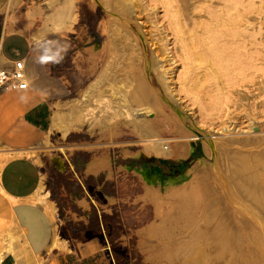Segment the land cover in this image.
Listing matches in <instances>:
<instances>
[{
    "label": "rangeland",
    "instance_id": "rangeland-1",
    "mask_svg": "<svg viewBox=\"0 0 264 264\" xmlns=\"http://www.w3.org/2000/svg\"><path fill=\"white\" fill-rule=\"evenodd\" d=\"M48 1L46 0L38 5L43 10V15L36 18L33 25L28 22L24 12L18 17L12 16L9 18V23L12 28L15 24L18 25L31 37L34 43H40V49L44 51L43 54L45 55L41 62L45 67V71L50 75L48 77L52 78L53 83L51 85L53 90L51 98L54 102L52 116L65 115L72 108L69 102L80 100L90 90L103 68L111 60L112 54L109 49L108 34L111 26L116 21L103 8L96 5L94 0H71L74 5V12L77 15L73 25L60 33H56L52 29L42 31L43 18L53 10V8L48 7ZM64 1L66 0H55V7L60 6ZM125 2L130 3L132 6L136 4L133 8L130 5V9ZM107 3L113 10L114 7L118 9V12L121 10V13L129 19V25L121 27L124 33L132 34L130 35L132 39L136 37L138 40L140 37L143 38L146 44L148 61L153 63V59L156 58L157 61H160L159 65L161 64L162 68L157 69V67V70L150 68L153 86L165 97L171 99L170 95L173 94L172 96H175L174 98H177V102L179 101V104L183 107L176 103L173 97L171 100L182 107L190 118L193 117L191 120L194 123L196 122V126L210 131L211 135L215 132L214 136L217 140L219 139V142L222 140V143L220 142L217 146V158L209 156L210 154L208 155L203 141L198 140L191 155L187 159L178 160L175 155L178 146L177 142L174 141L177 138L175 133L177 123L175 120L167 118L168 115L171 117V112L168 109H162L161 114H159V111H157L159 108L150 101L147 103V99L142 97L143 93L140 89L138 90L139 97H136L138 99L134 97V92L138 88L140 67L142 66V62L136 61L138 69L133 73V82L130 84L127 97H130L134 108L136 106L137 108L148 106L154 111L157 108L155 112L159 121L153 125V129L158 135L156 138L173 141L170 145L175 154L169 159L153 155L148 158L152 161H144L146 158H144L143 151H141L144 148V143L136 129L131 124H125L124 117L116 118L108 125L97 123L92 126L93 128L86 125L80 131H70L72 133L67 137L62 135L63 128L53 124L52 119L51 129L46 138L26 154L41 168L42 178L44 177V180H42L44 191L49 193L48 200L54 203L57 210L55 218H52L50 214L49 216L53 221L54 230L57 231V234L54 235L59 240V247L57 248H61L51 255H41L44 258L43 264H158L159 262V264H162V262L165 264L168 257V260H173V262L169 263L167 260L166 264H190L189 262L196 264L198 261L193 259L194 256L198 258L200 251H202V253L200 252L201 256H199L201 259H198L202 262L206 256L203 254H206V251L209 250L208 246L211 247L210 242L212 243L214 240V242L221 244L224 240L222 245L225 246V227H222L225 224L221 222L222 225L217 226L218 220L224 222L225 219L223 217L222 201L219 200L222 192H216L215 194V191L219 190L217 188L220 187L214 185L209 187L204 181V176L197 178L196 163L198 160H202L208 165L216 164L217 173L220 177H223L224 174L229 175L228 169L231 165L229 157L233 154L236 162L234 163L238 167L240 146L235 144L232 145L234 148L232 146H229V148L223 144V140L233 141L238 136L236 140L248 137L260 142V139L264 138V0H108ZM115 25L120 27L118 23ZM161 47L167 50L165 54L162 53ZM91 48L92 50H90ZM154 55L157 57L155 58ZM160 78L163 79L162 83L165 81L163 84L159 80ZM165 83L169 90L163 86ZM134 104L136 105L134 106ZM250 118L252 123L255 122L254 124L259 125L260 130L255 134L245 135L244 129L251 122ZM159 127H161V130L158 129ZM226 137L234 138L230 140ZM219 146L221 148L223 146L226 152H223L225 150ZM235 146L237 147L235 148ZM237 148L239 149L233 150ZM237 151L239 153L236 155ZM262 151L256 157L242 159L249 167L250 164L252 167L258 166V162L261 161L259 167H257L258 169L251 167L254 172H259L260 185L264 184V166L261 165L264 162V156L262 157L264 149ZM127 152H137L139 156L137 158L129 157L125 155ZM228 153L231 155L229 156ZM257 158L258 160L255 162ZM97 167L102 168L97 173L93 172V169ZM252 169L245 174H252ZM260 177L263 178V181ZM185 178L191 182L189 203H187L188 199L185 202L187 205L180 199L170 198L168 195L157 198L158 200L148 196L150 192L148 186L150 185L157 187L161 184L177 187L185 181ZM198 182L202 187L201 189L197 186ZM202 183H204L203 186ZM193 184L195 185L193 190L197 193L192 190ZM252 186L246 188L247 195L245 196L251 213L249 218L250 216L259 217L261 215H256L258 211L255 210L261 209V205L256 203L255 197L257 194L256 191L253 192L255 186ZM215 188L216 190H214ZM248 194H253L255 197H251V200ZM109 199H112V202ZM191 200L193 202L190 203ZM198 200H200V203ZM81 202H85L87 207L82 206ZM182 202L184 205H182ZM177 205L182 206L177 207L179 211L175 209ZM183 207L186 209H183ZM202 207L205 214L202 212ZM161 208L162 210H160ZM252 209L254 210L252 211ZM194 210L196 213H194ZM180 211H183V215ZM190 213H193L192 215L197 218ZM179 214V217L183 218H181L182 220L178 219ZM211 216L214 217L211 218ZM173 217L175 221L172 219ZM175 217L180 221L178 224ZM186 217L188 218L186 220L187 224L185 223ZM262 217L261 220L264 225V218L262 219ZM170 219L173 220L171 222L173 226L177 224L173 228L170 222H166ZM194 219H198L201 224L197 225L199 222ZM0 220L8 228L15 231L1 195ZM202 220H205L207 227L211 226L208 231L206 227V229L202 227L204 224ZM206 220L212 221L211 224ZM192 225H195L194 228ZM2 226L3 223L2 225L0 223V233ZM179 226H181V231ZM183 228H189L187 229L189 238H180L184 237L183 235L186 236V231ZM195 228L196 231H194ZM197 231L198 233H196ZM179 232L184 234L180 235ZM206 232L214 239L206 235ZM199 234L206 237L207 241L205 238H200ZM175 235L180 236L176 238ZM192 235L193 237H191ZM194 236H197L196 241ZM263 236V233H260V236L257 235L259 239L260 237L263 239ZM158 237L159 239L156 240ZM207 237L212 238V241L208 240ZM160 238L168 241V238H171L172 241L164 243L166 247L169 245V248H167L168 250L171 249V253L170 250L167 251L166 249L165 251L166 247L163 248L160 245L164 242ZM178 238L181 241H178ZM219 238H221V242H218ZM183 239H186V241H183ZM201 239L203 242L205 240L203 244H201ZM60 240L64 241L61 242ZM148 240H150V243L146 245ZM92 242L98 243L100 249L81 251L83 245ZM151 242H155L156 245H152ZM170 242H173V245L177 243V246L171 245L173 250L172 247L170 248ZM180 242H182L181 245ZM217 243H214L216 245H213L216 247L212 245L211 249L213 250L214 247L216 250L221 251L218 252L214 249L215 251L213 250L212 253L210 250V253L215 254V256L208 252L209 256L214 258L210 259L207 254L206 258H208L204 259L203 264H213V261L215 264H225L226 258L229 261L228 256L225 254L226 249H220L223 246L220 245L219 247ZM147 247H149V250H147ZM175 247L179 249L183 247L184 251L180 250V253L182 251L185 255L179 254V250H176ZM203 249H207L206 253L203 252ZM163 251L169 252V256H165ZM172 251L175 252L173 254L180 257H176V255L170 257ZM58 253L66 255L65 258L57 260ZM156 253L165 257L162 258L158 254V257L161 258L159 260L155 256ZM148 255L150 257L153 255L158 260H155L156 258L153 256L149 259ZM188 256L193 258L188 259ZM219 256L220 258L216 262L215 257ZM187 260L192 261L188 262ZM227 263L229 264V262Z\"/></svg>",
    "mask_w": 264,
    "mask_h": 264
},
{
    "label": "bare ground",
    "instance_id": "bare-ground-1",
    "mask_svg": "<svg viewBox=\"0 0 264 264\" xmlns=\"http://www.w3.org/2000/svg\"><path fill=\"white\" fill-rule=\"evenodd\" d=\"M128 1H131V0H128ZM107 2H108V0L107 1H105V0H94V3L96 5H98L101 8H103L105 10V12L107 14L111 15L113 17L112 19L114 21H116L120 25V27L116 26L115 24H117V23L115 22V24H113L111 26V28L109 30V34H108L109 35L108 36L109 37V49H110V53L112 54V58H111V60L108 61L109 63L103 68V70H102L100 76L98 77V79H96L94 81V84L90 88V90L89 91L86 90L87 92L83 95V97L80 100H72V101L69 102L70 105L72 106V108L67 114H65V115L64 114L63 115H55V116L52 117L53 124L58 125L59 128L62 127L63 128L62 135L65 136L70 131H80L86 125H89L90 128L93 125L97 124V123H99L101 125H108V124H110V122L112 120H115L116 118H119V117H124L125 124L126 125H130L131 124L136 129V131L138 132V135L140 136L141 140L143 141L144 148L141 151H143L142 155L144 156V158H146V160L148 158L152 157L153 155L159 156V157L162 156V157H165V158L169 159L170 157H172L175 154V152L173 151V149H172V147L170 145V143H172L173 141H169V140L164 139V138H156V136L158 137V135H156L157 133L153 129L154 123L159 121V118H158V116H157V114L155 112L156 109L159 108V110L157 109V111H159V114H161L160 111L162 109H168V111L171 112V117H170V115H168L167 118L170 119V120H173V121L175 120L176 123H177V131L175 132L176 135H177V138L174 139V141L177 142V146H178L177 153L175 154L177 159L178 160L187 159L191 155L192 151L194 150L195 143L198 140H202L203 141L204 146L206 148V151L208 152V155L210 154L209 156H213L214 158H217V153H216L217 146L219 145L220 142L222 143V140H220V142H219L218 141L219 139L218 140L216 139V137L214 136L215 132L211 135L210 131L205 130L203 128L197 127L196 126L197 124H195L196 122L194 123L191 120V118H193V117H191V118L189 117V115L185 112V110H183V108H182L183 106L181 104H179V101L177 102V100H176L177 98L175 99L174 98L175 96H172L173 94L170 95L171 99L174 98L175 102L178 103L179 105H181L182 107H180L178 104H175L169 97H165L164 95H162L159 92V90L153 86L152 79H151V74H150V68H153V69L154 68L156 69L157 67H158L157 69L162 68L161 64L159 65L160 61L156 60L157 59L156 55H154L156 59H153L154 60L153 63H150L148 61L146 44H145L143 38L140 37L139 40H138L137 37H136L137 39L136 38L132 39L131 38L132 36L130 37V35H132V34L128 35L127 33H124L122 31L121 27L122 26L126 27L127 25H129L128 24V23H130V22H128L129 19L121 13V10H119V12H118V9H115V7H114V10H113L111 8V6H109V4ZM125 3L130 9H131V7L133 8V6L136 4L135 3L132 6L130 3L128 4V2H125ZM130 5H131V7H130ZM161 49H162L161 50L162 53L165 54L167 50L164 47H161ZM90 50H92V48ZM92 53H93V51H92ZM183 55H184V53H183ZM136 61L142 62V66L140 67L141 69L139 68L141 70V72L139 71L140 76L138 77L139 78L138 79V81H139L138 82V88L135 87L136 91L134 92V97L135 98L139 97L138 90L140 89V91L143 93L142 94L143 96L142 95L141 96L147 99L146 100L147 103L150 101L151 103L156 105L157 108L155 109V111L153 109L149 108L148 106H140L138 108L136 106V108H137L136 109V108L133 107V105L131 103V100H130V97L129 98L127 97L128 89L130 88L131 82H133V73H134V71H136L138 69V67H137L138 65H137ZM159 80L162 83L163 79L161 80V78H160ZM164 82L165 81H163V83ZM163 86L166 87L167 86L166 83ZM168 88L166 87L167 90H169ZM131 98H132V96H131ZM136 99H138V98H136ZM77 101H79V102H77ZM135 105L136 104H134V106ZM250 121L251 122L244 129V134L245 135H248L250 133L255 134L256 132H258L260 130L259 125L254 124L255 122L252 123V119L251 118H250ZM160 128L161 127H159L158 129H160ZM160 130H158V131H160ZM228 134L231 135L232 133H228ZM238 134H240V133H238ZM258 134H260V133H258ZM226 136H227V134H226ZM228 137H226V138L230 139V140L234 138V137L233 138L232 137L228 138ZM236 138H238V136ZM236 138H235V140L233 139V141H229V140L226 141V139H225V141L223 140V142H224L223 144H225L228 147L232 146V145H235V144L240 146V149L239 148L233 149V150H238V149L240 150L239 151L240 153L238 151H237V153H235L236 151L233 152L236 155L239 153L238 156L240 157V159H238V161H237L238 162L237 163L238 167H236V165H235L236 162L234 161L235 159H234V156H233L232 152L230 151L232 155L229 154L230 152L228 153L229 156L231 155L229 157L231 159L230 160L231 162L229 161L231 165H230L229 169L226 168V169L229 170V173H228L229 175L224 174L223 177H220L219 173H217L218 169H217V165L216 164L208 165L205 162H203L202 160H198V162L196 163V166H195V171H196V177L197 178H199L201 176H204V181L208 184L209 187H211L213 185L216 186V187L217 186L220 187V188H217L219 190L215 191V194H216V192L217 193L218 192L219 193L222 192L221 193L222 196L220 197L222 199L219 198V200L222 201L223 217H224L225 221L223 222L221 220H218L217 226L221 222H222V224L223 223L225 224V225L220 224V225H222V227L223 226L225 227V230H224L225 231L224 232V237L226 239L225 246L222 245L224 243V240L222 241L221 238H219L218 242L222 241L223 243L221 242V244H219L217 242H214V240H213V242L212 243L210 242L209 245H211V247H212V245L214 243H217V245L219 244V247H220V245L223 246V248L221 247L220 249H223V250H224V248L226 249V253L225 254L228 256L229 261H227V258L225 257L226 258V260H225L226 263L225 264H228L227 262H229V264H264V236H263V239H261V237H260V239H259V237H257V235L260 236V233H263V235H264V225H263V221L261 220V217L264 215V186H263L264 184L262 183L263 185H260L261 182L259 180V176H260L259 172L256 173V171L254 172V170L252 169L253 167H256V169H258L257 167H259V165H260L259 162H261V161L258 162V164H259V165L257 164L258 166H253V167L251 166V164H250V167H249V165L245 161H242V159L245 160L248 157H252V156L256 157V155L261 154V153H259L260 151L263 152L262 150L264 149V138L260 139L261 140L260 142H256V140H252V138H248V137H243V139H241V140H236ZM240 138H242V137L240 136ZM222 139H224V138H222ZM232 147L234 148V146H232ZM232 147H231V150H232ZM236 147L237 146H235V148ZM222 148H223V146H222ZM219 149H218V151H219ZM223 150H225V149L223 148ZM223 152H226V150L223 151ZM125 155L129 156V157H134V158H137L139 156V154L137 152L136 153H128L127 152ZM226 155H227V153H226ZM263 156L264 155H262V157ZM107 160H109V159H107ZM257 160H258V158L255 160V162ZM3 162L4 161H0V171H1L2 166H3ZM108 162H110V161H108ZM261 165L264 166V162ZM219 168H220V166H219ZM251 169L253 171L252 174L247 173V175H246L245 173L247 171L251 170ZM261 173L262 172L260 171V174ZM236 175H238V176H236ZM141 176L144 178L142 173H141ZM261 177H260V179L262 180L264 177L263 178H261ZM190 183L191 182L188 179L185 178V181L181 185H179L177 187H171L170 185H161V184H159V186H157V187H153V185H150V186H148V188L150 189V192H149L148 196H150L152 199H157V198H160V197L163 198L164 196L168 195L170 198H174V199H177V200L180 199L184 203L188 199L187 203H189V199H190L189 197L191 195V191H190L191 184ZM204 183H202L201 185L203 186ZM221 183H222V186H221ZM197 184H198L197 185L198 188L201 189L202 187L199 185V182ZM252 185L255 186V190H253V192L256 191L257 195L252 192L253 194L256 195V197H255V195L253 196V194H248V196L250 198L251 197H255L256 200L258 201V202L256 201V203H260L262 210L261 209H256V207H257L256 206L255 207V209H256L255 211L256 212L258 211V214L256 213V215H258V216L260 214L261 215L259 217H254L253 216L254 218L250 216V218H249V215H251V213L249 212V210H250L249 203L247 202L248 200L246 201L245 196L247 195V189L246 188H248V186L251 187ZM197 186H196V188H197ZM194 187H195V185L192 186V190L194 189ZM214 190H216V188ZM43 191H44V187L42 185V186H40L39 190L37 191V193L33 197V200H34L35 203H38V204L44 206L46 208L47 213L50 214V216L52 218H55L57 210H56L54 204L47 200L48 193H44ZM198 191H200V190H198ZM250 191H252V190H250ZM194 193H197V191H194ZM209 199H211V197H209ZM247 199H249V198H247ZM251 200H252V198H251ZM198 201L200 203V200H198ZM211 201H212V199H211ZM218 201H217V204H218ZM163 202H165V201H163ZM174 202H176V201H174ZM191 202H193V200H191L190 203ZM202 202H205V201H202ZM171 203H173V202L171 201ZM184 203L182 205H184ZM206 203H207V201H206ZM254 203H255V200H254ZM154 204H155V202H154ZM163 204H165V203H163ZM193 204H191V205H193ZM157 205H158V203H157ZM168 205H170V204L168 203ZM191 205H190V207H192ZM251 205H253V204H251ZM159 206H157V207H159ZM165 206H167V205H165ZM178 206L182 207L180 205H177L176 208H175L176 211L178 210L177 209ZM199 206H201V205H199ZM174 207H172V208H174ZM186 207L189 208L188 206H186ZM205 208L208 209L207 207H205ZM183 209H186V208L183 207ZM194 209H195V206H194ZM197 209L200 210L199 208H197ZM160 210H162V208ZM253 210L254 209H252V211ZM182 212H181V214H182ZM202 212L203 213L205 212L203 210V207H202ZM173 213H174V211H173ZM194 213H196L195 210H194ZM207 213H209V212L207 211ZM169 216H171V215H169ZM179 216H180V214L178 215V217ZM192 216H194V215H192ZM213 217L211 216V218H213ZM181 218L182 217H179L178 219H181ZM195 218H197V217H195ZM263 218L264 217H262V219ZM161 219H162V216H161ZM172 219L174 220V217ZM172 219H170V221H166V222H170V224H171V222L173 221ZM175 219H176V217H175ZM187 219L188 218L186 217L185 218V223L186 224H187V221H186ZM200 219H202V217H200ZM221 219L223 220V218H221ZM194 220L199 222L197 225L201 224L200 221H198V219H194ZM196 221H194V222L196 223ZM204 221L205 220H202V223ZM206 221L210 222V224L212 222V221H208V220H206ZM160 222H162V221H160ZM163 222H164V219H163ZM166 222H165V226H166ZM176 222L178 224V222H180V221L176 219ZM0 223H1V225L3 223L2 230H1V233H0V264H3L4 259L7 256H9V255L14 257V259H15V263L14 264H43V262H44L43 258L40 257V256H36L32 252V250L30 249L27 241L25 240V238L23 236V232L21 233L19 228L16 227L15 231H13V229L8 228V226L6 224H4L3 221H1ZM170 224H169V227H170ZM177 224H175V225H177ZM174 226L171 224L172 228ZM192 226L194 228L195 225H192ZM200 226H202V225H200ZM202 227H204V228L206 227L207 231H208V229H210L209 227H211V226L209 225L207 227L205 225V222H204ZM180 228H181V226H179V229ZM157 229H158V227H157ZM183 229H185V228H183ZM187 229H189V228L185 229L186 236L183 235L184 237H180L181 239L188 237L187 236V234H188L187 233ZM205 229H204V231H205ZM158 230H160V229H158ZM181 230L182 229H180V231ZM157 231H155V232L157 233ZM194 231H196V228L194 229ZM201 231L203 232V230H201ZM212 231H213V229H212ZM171 232H172V230H171ZM188 232H189V230H188ZM193 233H195V232H193ZM196 233H198V231ZM147 234H145V235H147ZM175 234H177V233H175ZM178 234H180V232ZM182 234H184V233H182ZM182 234H180V235H182ZM201 234H203V233H201ZM205 234L209 235L207 232ZM212 234H214V233H212ZM180 235H177V236H180ZM193 235L191 237H193ZM177 236H176V238H177ZM194 237L196 238L197 236H194ZM199 237L201 238L202 235L200 236V234H199ZM209 237H212V236L209 235ZM209 237H207L208 240L212 241L213 237L210 238V239H209ZM180 238H178V241L180 240ZM202 238L206 239V237H202ZM157 239H159V237L156 238V240ZM160 239L164 240V238H160ZM168 239H169V241L171 240V238H168ZM150 240H148L146 242V245L150 243L149 242ZM196 240H197V238L195 239V241ZM216 240H217V238H216ZM153 241H154V239L152 240V242ZM166 241H168V240L165 239L164 242L161 241L162 244L160 243V245L163 246V248L166 247V246H164V243ZM183 241H186V239L185 240L183 239ZM201 241H202V239H201ZM206 241H207V239H206ZM158 242H159V240H158ZM189 242H190V240H189ZM204 242H205V240H204ZM204 242L202 241L201 244H203ZM170 243H171L170 244V248L172 247V250H173V246L174 245L177 246L176 245L177 243L174 244V245H173V242H170ZM181 243L182 242H180V245H181ZM205 244H204V247H205ZM152 245H156L155 242L152 243ZM171 245H173V246H171ZM214 245H216V244H214ZM144 246H145V243H144ZM182 246H184V245H182ZM192 246H193V244H192ZM206 246H208V245H206ZM57 247H59V240L57 238H55L53 240L50 248H49V250H50L49 252H51L52 249H56ZM149 247H147V250H149ZM167 247L169 248V245ZM167 247L165 248V251L167 249V251L170 250L169 252L171 253V249L168 250ZM178 247H181V246H178ZM184 247H186V246H184ZM211 247L208 246L209 250L203 249L204 250L203 252H205L207 250L206 251L207 253L205 252L206 254H203V255L207 256L208 252L210 253V250L212 252L215 249L214 247H216V246L213 247V250L211 249ZM182 248L179 249V248L175 247L176 250H179L178 251L179 254H182V255L184 254L185 255V253H182V251H184ZM186 249H185V252H186ZM144 250H146V249H144ZM180 250H182L181 253H180ZM165 251H163V252H165ZM216 251L219 252L221 250H216ZM169 252H165V256H169V254H170ZM178 252L176 251L177 254H178ZM189 252H190V250H189ZM200 252L202 253V251H200ZM200 252H199V255L197 256L198 258H199V256H201ZM173 253H175V252L172 251V255H170V257L173 256V255L174 256L176 255V257L179 256V255L173 254ZM191 253H193V252H191ZM197 253H198V250H197ZM156 254H155V256H157V258H159L158 257L159 253H156ZM160 254H161V252H160ZM210 254H208V256ZM219 254H221V253H219ZM219 254H216V255H219ZM192 255H194V253ZM211 255L215 256V254H211ZM223 255H221V257H223ZM155 256H153V257H155ZM160 256H162V255H160ZM165 256H162V258H164ZM186 256H182V257H186ZM206 256H205V258H206ZM212 256L211 257L209 256L210 259L212 258ZM151 257L149 256V259ZM190 257L191 256H188V259ZM194 257L195 258L193 260L194 261H198V263H199L200 262L199 259H201V258L198 259V258H196V256H194ZM202 257L204 258V256H202ZM157 258L155 260H158ZM168 258L166 259V261L168 260ZM192 258L193 257H191L190 259H192ZM215 258L217 259L215 261L218 262V259L220 258V256L219 257H215ZM204 259H203V261H204ZM159 260H161V258H159ZM166 261H165V264H166ZM185 261H186V259H185ZM189 261H192V260H189ZM203 261L200 262L199 264H201V263L203 264ZM222 261H223V259H222ZM222 261H221V263H223ZM170 262L172 263L173 260L172 261L170 260L169 263ZM182 262H183V260L181 261V263ZM189 263L191 264L192 262H189ZM198 263H196V264H198ZM162 264H164V262H162ZM213 264H215L214 261H213Z\"/></svg>",
    "mask_w": 264,
    "mask_h": 264
},
{
    "label": "crops",
    "instance_id": "crops-1",
    "mask_svg": "<svg viewBox=\"0 0 264 264\" xmlns=\"http://www.w3.org/2000/svg\"><path fill=\"white\" fill-rule=\"evenodd\" d=\"M44 1L0 0V65L23 61L29 83L27 89L0 91V161H4L0 171V195L15 229L17 227L23 232L32 252L40 257L51 255L61 247L49 252L57 231H54L53 221L46 209L33 200L40 186L44 187V177L39 165L26 154L42 143L51 129L53 83L41 62L45 55L40 43H34L18 25L15 24L13 29L9 18L18 17L24 12L28 22L33 25L35 19L43 15L38 5ZM54 2H47L53 10L43 18L41 30L52 29L60 33L73 25L77 15L71 0L56 7ZM101 168H94L93 172L97 173ZM109 201L112 202V199ZM81 205L87 207L85 202H81ZM98 249L100 245L95 242L81 247L82 252ZM57 255V260L66 256L62 253ZM11 263L14 264L15 259L9 255L3 264Z\"/></svg>",
    "mask_w": 264,
    "mask_h": 264
},
{
    "label": "built area",
    "instance_id": "built-area-1",
    "mask_svg": "<svg viewBox=\"0 0 264 264\" xmlns=\"http://www.w3.org/2000/svg\"><path fill=\"white\" fill-rule=\"evenodd\" d=\"M26 65L23 61L0 65V91L3 89H27Z\"/></svg>",
    "mask_w": 264,
    "mask_h": 264
},
{
    "label": "water",
    "instance_id": "water-1",
    "mask_svg": "<svg viewBox=\"0 0 264 264\" xmlns=\"http://www.w3.org/2000/svg\"><path fill=\"white\" fill-rule=\"evenodd\" d=\"M144 161L150 162V161H152V160H144Z\"/></svg>",
    "mask_w": 264,
    "mask_h": 264
}]
</instances>
